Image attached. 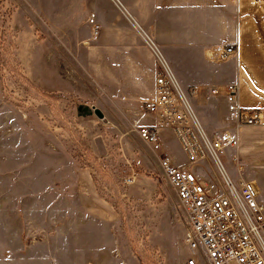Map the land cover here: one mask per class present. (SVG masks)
Here are the masks:
<instances>
[{
  "label": "rangeland",
  "instance_id": "rangeland-1",
  "mask_svg": "<svg viewBox=\"0 0 264 264\" xmlns=\"http://www.w3.org/2000/svg\"><path fill=\"white\" fill-rule=\"evenodd\" d=\"M88 1L0 0V264H207L146 126L77 43ZM159 134L185 166L171 131Z\"/></svg>",
  "mask_w": 264,
  "mask_h": 264
},
{
  "label": "crops",
  "instance_id": "crops-1",
  "mask_svg": "<svg viewBox=\"0 0 264 264\" xmlns=\"http://www.w3.org/2000/svg\"><path fill=\"white\" fill-rule=\"evenodd\" d=\"M88 6L96 27L82 26L77 43L87 49L86 61L102 62L109 72L94 76L117 107L138 125L173 134L145 109L157 96L158 71L168 70L195 101L190 104L208 136L226 130L238 136L225 168L234 181L254 182L264 205V123L234 130L225 97L210 92L234 84L242 108L264 111V0H89ZM230 43L237 45L235 56L216 61L215 53ZM197 169L220 182L211 162Z\"/></svg>",
  "mask_w": 264,
  "mask_h": 264
},
{
  "label": "built area",
  "instance_id": "built-area-1",
  "mask_svg": "<svg viewBox=\"0 0 264 264\" xmlns=\"http://www.w3.org/2000/svg\"><path fill=\"white\" fill-rule=\"evenodd\" d=\"M95 21L96 15L92 14L89 24L96 27ZM236 52V44H227L215 53V60L227 61ZM156 91V98L147 102L145 109L157 117L161 127L173 131L186 165H178L163 151L158 128L142 127L139 136L160 153L161 170L186 215L187 245L192 252L201 254L207 264H264V205L258 187L251 181H234L222 161L230 150L239 147L238 136L232 130L208 136L188 95L180 90L168 70L158 71ZM210 92L212 96L225 97L234 130L264 123L263 110L239 105L236 85ZM206 162L213 164L220 182L211 183L208 173H198L197 168ZM188 264H199L195 255Z\"/></svg>",
  "mask_w": 264,
  "mask_h": 264
},
{
  "label": "water",
  "instance_id": "water-1",
  "mask_svg": "<svg viewBox=\"0 0 264 264\" xmlns=\"http://www.w3.org/2000/svg\"><path fill=\"white\" fill-rule=\"evenodd\" d=\"M95 114L100 117L101 119H104V115L102 114V112L98 109H95Z\"/></svg>",
  "mask_w": 264,
  "mask_h": 264
}]
</instances>
